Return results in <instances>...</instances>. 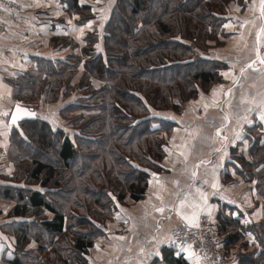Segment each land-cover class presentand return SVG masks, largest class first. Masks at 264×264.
<instances>
[{
    "label": "trees",
    "instance_id": "obj_1",
    "mask_svg": "<svg viewBox=\"0 0 264 264\" xmlns=\"http://www.w3.org/2000/svg\"><path fill=\"white\" fill-rule=\"evenodd\" d=\"M59 1L80 21L90 18L78 0ZM229 1L115 0L99 31L82 38L87 49L62 57L53 52L65 36L51 37L52 50L30 55L27 69L4 79L13 99L35 113L11 125L15 179L46 190L10 188L16 198L10 214L35 216L7 228L16 237L13 264H89L88 250L98 223L111 217L113 198L121 200L125 190L140 195L148 172L160 169L165 137L177 124L157 114H181L189 100L222 81L224 64L205 48L217 37ZM37 105L55 108L61 123L52 125ZM256 129L251 159L239 156L237 172L254 180L256 195L264 197V143ZM246 231L257 246L239 260L264 264V203L261 221ZM29 240L37 243L36 255L21 251ZM221 242L228 256V243Z\"/></svg>",
    "mask_w": 264,
    "mask_h": 264
},
{
    "label": "crops",
    "instance_id": "obj_2",
    "mask_svg": "<svg viewBox=\"0 0 264 264\" xmlns=\"http://www.w3.org/2000/svg\"><path fill=\"white\" fill-rule=\"evenodd\" d=\"M114 1L78 0L91 11L90 18L80 21L59 0H24L21 22L9 24L6 33L0 34V264H13L17 247L16 237L7 228L35 218L10 214L16 199L11 198V190L46 191L37 182L29 184L15 179L9 118L14 106L21 103L13 99L12 87L4 79L21 71L18 69H27L30 53L23 44L19 55L14 38L19 37L18 33L25 37H75L79 27L86 30L88 21L102 27ZM261 28L264 18L260 15L259 0L227 2L217 37L209 41L211 48L207 51L210 58L224 64L219 71L222 81L189 100L181 114H157L177 124L165 137V157L159 163L160 169L148 172L140 195L125 190L121 200L113 198L111 217L98 223L100 232L88 250L89 264H194L187 253L169 247L167 242L177 224H189L185 216L195 215L197 221L200 212L210 217L220 239L228 243V264H246L239 260V254L257 246L246 227L261 221L264 197L256 195L254 180L237 172L241 169L237 158L243 156L250 161L248 152L254 128L261 133L260 143L264 140V122L258 118L264 105V65L257 60V49L264 57V33L257 41ZM24 55L26 64L21 60V66H16ZM253 61V67H247ZM197 189L206 195V201ZM160 208L162 212L157 210ZM46 214L52 217L51 213ZM219 224L226 232L219 229ZM232 230L237 236L231 239ZM36 248L37 243L29 240L21 251H33L36 255Z\"/></svg>",
    "mask_w": 264,
    "mask_h": 264
},
{
    "label": "built area",
    "instance_id": "obj_3",
    "mask_svg": "<svg viewBox=\"0 0 264 264\" xmlns=\"http://www.w3.org/2000/svg\"><path fill=\"white\" fill-rule=\"evenodd\" d=\"M23 0H0V34L6 33L9 24L21 22ZM5 8L8 11H5ZM196 223L177 224L167 242L171 248L182 251V246L191 245V251L200 258V264H228L227 255L214 224L205 212H200Z\"/></svg>",
    "mask_w": 264,
    "mask_h": 264
},
{
    "label": "rangeland",
    "instance_id": "obj_4",
    "mask_svg": "<svg viewBox=\"0 0 264 264\" xmlns=\"http://www.w3.org/2000/svg\"><path fill=\"white\" fill-rule=\"evenodd\" d=\"M26 1L28 3V1L29 2H32L34 0H26ZM97 28L99 29L100 27H97L96 24L95 25L93 24V26L91 24V27L90 28L87 27L86 30H84V31H83V28H80L79 27V31H76V33H77L76 36L75 37H64L65 40L64 41L62 40V43H64V44L62 46L58 45V47H60L61 49L59 51L57 49H55V52L61 53L60 55L62 57H64L65 53H69V51H71V52H73V51L79 52V50H80L81 47H83L84 49H87L88 46H84L83 42L85 43V41L82 38L86 39L85 37H87L88 33H94V32H96ZM36 31H37V29H36ZM218 32L220 33V30ZM18 34H19V37H15L14 38V40H15L14 43L19 46V48L17 49V50H19V52H18L19 55H21V53H22V47H21V45H23V44L25 45L24 47H26V49H27L28 53H30V55L33 54V53H31V51L32 52L34 51L35 54H37V53H40V52H45L46 49L52 50L51 46H49L51 37H33V36H31V37H25V36H23L20 33H18ZM22 37H24L23 39H25L24 43H23ZM45 38H47V39H45ZM67 38H69V39H67ZM21 40H22V42H21ZM89 40H90V42H93L94 41V39H89ZM93 43H95V42H93ZM207 43H209V42H207ZM217 43H218V40L216 41L215 44H217ZM74 44L77 46V48H75V49H74V46H75ZM203 44L202 45L201 44H198V46L200 48H204V45ZM94 47L96 49H99V47H97V44H95ZM209 47H210V45L207 48H205V51H208ZM21 60L24 62V64H26V62H27L26 55H24V58L23 59H21V57H19V62L16 61V64L15 65L16 66H21L20 65ZM28 62H29V60H28ZM18 70H21L22 71V69H18ZM36 109H37V111L40 113V115L42 117H44L48 121L52 122L51 123L52 125H53V123L59 124L58 122H60V120L58 119L56 121V119L53 118V110L55 108H52L50 106H45L43 108L42 106L39 107V105H37ZM56 111L57 110H55L54 112H56ZM50 115H51V117H50ZM168 118L169 117L163 118V116H162V119L170 120ZM256 133L260 134L258 131ZM13 154H15L14 149H12V151H11V155H13ZM247 163H245V164H247ZM238 164L241 167V164L239 162H238ZM240 170L242 171V169H240ZM100 213H102V212H100ZM97 222H99V219L97 220ZM80 229H83V228H80ZM228 259H229V257L227 256V260Z\"/></svg>",
    "mask_w": 264,
    "mask_h": 264
},
{
    "label": "snow or ice",
    "instance_id": "obj_5",
    "mask_svg": "<svg viewBox=\"0 0 264 264\" xmlns=\"http://www.w3.org/2000/svg\"><path fill=\"white\" fill-rule=\"evenodd\" d=\"M12 2H14V0H12ZM81 3H83V0H81ZM0 7H2V5H0ZM259 10H260V15H261V18H264V0H259ZM5 11H8V9L5 8ZM86 27H91V21H88L87 24L85 25ZM264 33V28H261L260 29V32L257 34V41L259 42V36L260 34ZM97 47H99V45H97ZM257 60L259 61V63L261 65H264V57H261L260 54H259V49H257ZM256 63V61H253L252 63H250L247 67H253V65ZM254 70H259V69H254ZM244 72V69H241V73ZM223 75H225L226 77L228 76V73H224ZM22 113H25V114H28V115H35L34 113H30V112H27V110L25 109H22L19 105L16 106V110H15V113L12 114V123L15 124L20 116V114ZM3 115H8V113H2ZM258 118L261 122H264V105H262V110L259 112V115H258ZM249 123H251V121H249ZM261 143H264V140L261 141ZM262 167H264V165H262ZM193 176H195V173H193ZM217 185L216 184H213V187H216ZM197 191L200 193V196L202 199H204L206 201L207 197L206 195L203 193V192H200L199 189H197ZM183 201L181 202V204L183 205ZM158 211H163L162 208L160 209H157ZM185 220H188L189 224L190 225H193V226H199L197 223H196V217L195 215L192 217V218H189L187 216L184 217ZM121 239H123V237H121ZM183 252L187 253V256L190 260H193L194 259V264H199V261H200V258L195 256V253H193L191 251V245H188L186 247H183L182 246V249H181ZM143 251V250H141ZM157 255L159 254L158 252L156 253Z\"/></svg>",
    "mask_w": 264,
    "mask_h": 264
},
{
    "label": "water",
    "instance_id": "obj_6",
    "mask_svg": "<svg viewBox=\"0 0 264 264\" xmlns=\"http://www.w3.org/2000/svg\"><path fill=\"white\" fill-rule=\"evenodd\" d=\"M16 106H17V105L14 106V108H13V110H12V113H11V115H10V118H9V123H10L11 125L13 124V123H12V114L15 113ZM19 106H20L22 109L27 110V112L34 113V111L32 110V108H27V107H24V106H21V105H19ZM34 114H35V113H34ZM33 117H34V115H28V114L22 113V114H20V116H19L17 122H16L15 124H13V125H16V124H18V123H20V122H22V121L30 120V119H32Z\"/></svg>",
    "mask_w": 264,
    "mask_h": 264
}]
</instances>
